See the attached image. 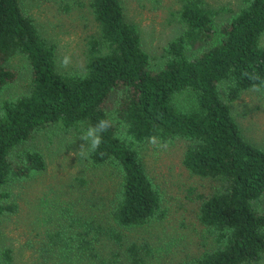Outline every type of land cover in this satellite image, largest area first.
<instances>
[{"label":"trees","instance_id":"trees-1","mask_svg":"<svg viewBox=\"0 0 264 264\" xmlns=\"http://www.w3.org/2000/svg\"><path fill=\"white\" fill-rule=\"evenodd\" d=\"M90 8L99 35L88 40L83 73L67 74L57 69L55 46L43 39L20 0H0V90L16 77L9 66L15 57L25 61L30 81L27 93L1 103L0 216L18 210L4 188L46 166L37 150L19 152L22 143L49 124L86 129L108 113L115 117L113 126L88 160L95 167H116L121 184L108 224L90 222L99 239L118 243L123 235L117 227L131 229L163 218L161 195L139 146L154 136L181 138L187 141L183 165L217 185L202 197L198 212L214 247L184 264L262 259L264 212L254 204L264 195V148L243 136L229 102L264 86V0H243L218 26L216 10L202 0H183L177 12L183 31L165 45L158 69L152 68L139 28L126 18L121 0H90ZM224 83L227 100L221 94ZM91 200V211L98 210ZM85 245L87 240L81 249ZM125 252L128 264H149L147 242L132 240ZM5 257L10 259V250Z\"/></svg>","mask_w":264,"mask_h":264},{"label":"rangeland","instance_id":"rangeland-1","mask_svg":"<svg viewBox=\"0 0 264 264\" xmlns=\"http://www.w3.org/2000/svg\"><path fill=\"white\" fill-rule=\"evenodd\" d=\"M121 1L126 18L139 28L152 68H160L165 61V45L183 31L177 18L183 0ZM202 1L217 11L216 26L243 5V0ZM20 2L43 39L55 46L57 69L67 74L83 73L88 40L99 35L90 0ZM65 56L71 58L67 67L62 64ZM9 66L17 73L0 90V109L2 102L14 100L30 89L25 61L15 57ZM224 90L225 83L221 85V94L226 99ZM229 105L243 136L264 148V86L244 91ZM84 129L80 125L49 124L17 148L19 152L37 150L46 166L4 188L10 194L7 201L15 203L18 210L0 216V264H102V260L106 264L112 260L128 264L125 251L132 240L148 243L149 264H184L214 247L211 234L198 219V212L202 197L217 185L211 179L192 174L183 165L187 141L181 138L157 139V145L166 143V148L153 145L150 140L139 146L146 172L160 192L165 210L163 218L131 229L117 227L123 235L118 243L99 239L90 222L92 219L97 224L108 222L121 176L114 166H93L88 153L86 157L77 155L82 146H87L79 138ZM90 199L97 203L98 210L91 211ZM254 206L264 212V195ZM101 237L106 238L103 233ZM85 240L89 245L81 249ZM6 250H10L9 260L5 257ZM252 264H264V256Z\"/></svg>","mask_w":264,"mask_h":264},{"label":"clouds","instance_id":"clouds-1","mask_svg":"<svg viewBox=\"0 0 264 264\" xmlns=\"http://www.w3.org/2000/svg\"><path fill=\"white\" fill-rule=\"evenodd\" d=\"M70 62L71 58L69 56H65L62 60V64L65 67H67ZM114 119L115 117L113 115L106 113L105 118H101L95 125H89L83 130V133L79 138L86 141L87 146H82L79 153H77L79 157H86L87 153L94 152L99 149L103 142V134L113 126ZM150 142L158 147H167L166 143L157 145V138L155 136L150 138Z\"/></svg>","mask_w":264,"mask_h":264}]
</instances>
